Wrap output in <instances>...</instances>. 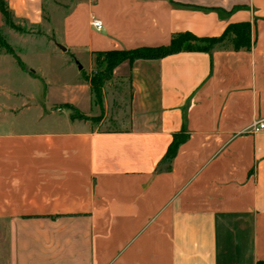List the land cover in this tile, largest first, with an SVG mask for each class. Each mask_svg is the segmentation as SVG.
<instances>
[{
    "label": "crops",
    "instance_id": "0c3cea01",
    "mask_svg": "<svg viewBox=\"0 0 264 264\" xmlns=\"http://www.w3.org/2000/svg\"><path fill=\"white\" fill-rule=\"evenodd\" d=\"M2 1L13 25L46 23L41 37L84 60L64 104L81 114L106 110L87 80L98 53L239 25L247 45L231 34L210 52L119 65L117 128L67 117L1 132L0 264H264V133L250 131L264 120V0H62L47 15L43 0Z\"/></svg>",
    "mask_w": 264,
    "mask_h": 264
},
{
    "label": "rangeland",
    "instance_id": "374dc122",
    "mask_svg": "<svg viewBox=\"0 0 264 264\" xmlns=\"http://www.w3.org/2000/svg\"><path fill=\"white\" fill-rule=\"evenodd\" d=\"M53 1L62 0H43L46 15L53 8ZM56 26L59 31L61 23L58 21ZM18 27L20 31L0 20V43H6L13 51V55H10L0 47V133L22 132L25 126L30 129L59 128L67 117L72 116L64 104L74 94L75 84L80 77L78 65L83 66L85 71L86 63L61 53L56 37H41L48 33L46 23L42 27ZM125 77L126 72L112 73L105 82L102 97L106 108L102 109L104 113L95 109L94 113L81 114L73 121L91 130L117 128L118 118H125L127 113L129 90ZM28 100L35 104L27 106ZM58 103L61 105H55ZM46 113L49 114L47 117Z\"/></svg>",
    "mask_w": 264,
    "mask_h": 264
},
{
    "label": "trees",
    "instance_id": "16d2710c",
    "mask_svg": "<svg viewBox=\"0 0 264 264\" xmlns=\"http://www.w3.org/2000/svg\"><path fill=\"white\" fill-rule=\"evenodd\" d=\"M0 14L4 24L12 29L20 31L19 27L12 24L9 10L2 0H0ZM231 34H234L233 45L235 49L247 45V32L243 26L239 25L237 27L228 26L224 33L217 38H197L191 34L185 33L172 37L167 46L155 48L143 47L128 51H113L96 54L94 73L87 79L95 104L99 106L102 104L103 86L112 75L114 69L119 65L123 63L130 65L136 60H157L180 52H210L216 47L221 46ZM0 47L8 54L13 55L12 49L6 43H0ZM64 107L72 113L70 120L73 121L74 118L81 116V113L72 106L64 105ZM182 141L183 137L173 136L172 142L165 155L166 160H170L174 156L177 147Z\"/></svg>",
    "mask_w": 264,
    "mask_h": 264
},
{
    "label": "built area",
    "instance_id": "2783aa9c",
    "mask_svg": "<svg viewBox=\"0 0 264 264\" xmlns=\"http://www.w3.org/2000/svg\"><path fill=\"white\" fill-rule=\"evenodd\" d=\"M91 25L94 27L97 31L102 29L101 22L95 19L91 20ZM250 131L252 133H264V120L255 121L250 126Z\"/></svg>",
    "mask_w": 264,
    "mask_h": 264
},
{
    "label": "water",
    "instance_id": "95a60500",
    "mask_svg": "<svg viewBox=\"0 0 264 264\" xmlns=\"http://www.w3.org/2000/svg\"><path fill=\"white\" fill-rule=\"evenodd\" d=\"M60 50L65 51V49L61 46H58ZM81 66L78 65V70H81ZM35 103L32 100H28V105L27 106H31L34 105Z\"/></svg>",
    "mask_w": 264,
    "mask_h": 264
}]
</instances>
